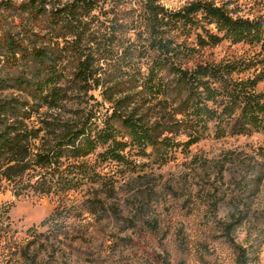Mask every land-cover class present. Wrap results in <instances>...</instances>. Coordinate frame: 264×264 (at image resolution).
I'll return each instance as SVG.
<instances>
[{"label": "trees", "instance_id": "obj_1", "mask_svg": "<svg viewBox=\"0 0 264 264\" xmlns=\"http://www.w3.org/2000/svg\"><path fill=\"white\" fill-rule=\"evenodd\" d=\"M231 12L213 0H193L176 10L162 0L0 1V188L4 182L22 186L27 179L35 193L48 194L97 183L82 205L56 206L44 232L16 239L9 223L0 222L7 256L44 264L58 250L66 252L60 249L71 246L66 240L76 239L71 235L77 226L68 218L81 216L83 207V219L108 212L101 195L106 183L83 159L105 139L112 140L107 158L120 156L115 145L123 141L115 139V122L129 127L131 135L139 132L141 142L183 134L188 144L203 137L210 123L216 137L262 126L264 91L256 87L264 81V13L250 18ZM204 20L214 22L222 35H197L196 46L191 45L188 34ZM131 32L138 38L132 39ZM223 38L257 49L249 56L189 64L199 47ZM149 60L141 83L125 85L126 68L140 71ZM98 87L111 114L94 131L91 112L80 106V98ZM148 95L162 96L164 111L150 124L144 122L149 107L143 110ZM233 222L234 217L224 225L227 237ZM232 244L236 263L247 264L245 247Z\"/></svg>", "mask_w": 264, "mask_h": 264}, {"label": "rangeland", "instance_id": "obj_2", "mask_svg": "<svg viewBox=\"0 0 264 264\" xmlns=\"http://www.w3.org/2000/svg\"><path fill=\"white\" fill-rule=\"evenodd\" d=\"M191 1L162 0V4L176 10ZM213 2L225 5L234 16L251 18L264 13V0ZM195 27L187 37L194 46L197 35H222L214 22L204 20ZM131 38L138 37L131 32ZM255 49L248 43L223 38L199 47V58L195 55L189 64L249 56ZM150 63L133 73L126 68L129 75H124L125 85L133 86L138 79L141 83ZM164 76L170 79L172 74L165 70ZM256 89L264 91V81ZM100 91L101 87L91 88L80 98V106L91 112L94 131L101 129L111 114L110 104L103 101ZM161 100L162 96H151L145 103L143 110L149 107L145 123L164 113ZM114 125L115 139L123 141L115 145L120 156L107 158L104 152L112 140L105 139L83 159L106 183L101 195L108 212L100 218L89 214L83 219L87 215L83 207L81 216L68 218V223L74 220L77 226L70 234L76 239L64 242L70 247L57 244L66 252L58 250L44 264H237L233 242L245 247L247 264H264V121L251 133L222 137L214 135L210 123L203 137L191 144L183 134H169L171 139L164 142L148 138L141 142L139 132L131 135L132 130L119 121ZM29 182L24 179L22 186L4 182L0 188V222L9 223L16 239L46 231L45 219L56 206L82 205L97 186L86 181L63 193L39 194L26 185ZM233 217L234 227L227 237L224 225ZM7 253L1 241L0 264H26L18 254Z\"/></svg>", "mask_w": 264, "mask_h": 264}]
</instances>
